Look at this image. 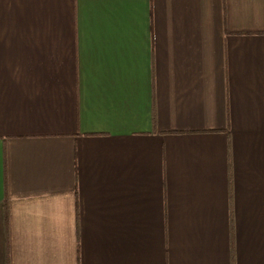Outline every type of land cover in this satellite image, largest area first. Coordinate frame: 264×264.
Returning <instances> with one entry per match:
<instances>
[{"label": "crops", "instance_id": "crops-1", "mask_svg": "<svg viewBox=\"0 0 264 264\" xmlns=\"http://www.w3.org/2000/svg\"><path fill=\"white\" fill-rule=\"evenodd\" d=\"M0 264H264V0H0Z\"/></svg>", "mask_w": 264, "mask_h": 264}]
</instances>
